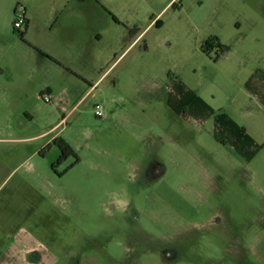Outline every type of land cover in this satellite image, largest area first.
Masks as SVG:
<instances>
[{
	"label": "rangeland",
	"instance_id": "rangeland-1",
	"mask_svg": "<svg viewBox=\"0 0 264 264\" xmlns=\"http://www.w3.org/2000/svg\"><path fill=\"white\" fill-rule=\"evenodd\" d=\"M181 1L175 11L167 0H93L103 40L77 63L102 78L87 94V82L52 71L53 96L42 81L50 1L0 0V184L14 176L0 197L24 188L31 234L8 242L0 229V264H24L13 243L34 248L32 264H264V114L246 113L252 103L238 87L264 69V0ZM19 10L38 21L17 30ZM155 18L164 25L146 36L149 48L122 55L120 34ZM218 34L230 52L204 55L199 43ZM169 78L227 110L255 142L247 155L213 116L175 111ZM51 138L71 154L59 161L56 145L45 149Z\"/></svg>",
	"mask_w": 264,
	"mask_h": 264
},
{
	"label": "crops",
	"instance_id": "crops-1",
	"mask_svg": "<svg viewBox=\"0 0 264 264\" xmlns=\"http://www.w3.org/2000/svg\"><path fill=\"white\" fill-rule=\"evenodd\" d=\"M48 1H50L48 5L49 9L42 11V34L44 36L48 35L47 38H45V41L42 42V55L46 59V62L42 64V81L46 83L45 86L48 88V92L53 96H57L58 93L53 88L54 85H52L54 79L50 75L51 72L53 71L55 76H60L64 73L71 76L75 75L74 77L77 79H81L89 84L90 89L87 92L88 94L102 78L100 77L96 82L88 79L85 77L84 73H79V65L77 63L80 55H85L87 48L90 45L95 42L100 43L103 40V34L99 29L102 28V25H99L96 29L94 26V16L91 14L93 13V0ZM140 1L149 2L150 0ZM170 4L171 8L175 11L183 10V1L181 0H167L165 7H168ZM256 5L259 7L264 6L259 2ZM106 7L111 10L107 4ZM114 17L117 22H119L118 17L116 15ZM37 18H39L38 15H32L31 17L26 13V20L28 21L27 29H29L35 21H38L36 20ZM80 23L84 25V28L82 29L83 39L81 42L78 39L80 33ZM98 24H100V22H98ZM104 24H106L109 28L108 23ZM163 25L164 24L160 21V19L156 20L155 18L142 31L134 29L133 27L126 28L124 33L120 34L118 37L117 42V44L123 46L122 55L129 50L135 49L136 47H138V49L144 48L147 50L149 45L146 40V36L154 28L159 29L162 28ZM238 28H240V25H238ZM131 31L134 33H131ZM153 38L154 41H157L156 44L163 47L161 45L164 40L163 38H159L157 34H154ZM212 39L218 40L215 43V47H212L209 53H204L201 50L202 44L210 42ZM199 44L200 50L204 55H209L212 50L215 48L217 49L219 44L225 47V45L221 42L219 34L217 36H210ZM228 52H230V49L225 47L221 56L223 57ZM89 61L92 64H95V59L93 57H90ZM166 69L169 70V67H166ZM238 87L242 95H244L245 98L252 103L250 106L245 107L247 108L246 113L248 115L254 114L253 110L255 107L257 112H263L264 114V69H261L260 67L254 68L250 71L247 77L243 79L242 85H238ZM165 89L167 91V96L170 98L169 100L171 102V106H173L175 111L179 113L191 112L198 114L199 117L204 120H208L213 116L217 119V127L220 129L223 128L227 135H229L230 146L237 152H240L242 156L247 155L250 147L253 146L255 142L247 136L246 132H244V128L242 130L239 129V126L233 121L232 117L228 115L227 110L224 111L223 107L216 110L206 97L193 92L191 88L182 82L172 81L171 78L168 79ZM54 139L56 138H51L47 142V145ZM11 175L12 174L5 176L4 180L0 184V189L5 185V183H9L11 179L14 178V176ZM19 183H21V181ZM21 188L24 190L23 187H15V189L12 188L9 195L6 197H0V219L3 221L0 225V229L8 234V242H30L31 238V234H29V200L25 198L24 193H20ZM16 198L18 199V204L15 210ZM12 246L13 255H16V260H18L19 263L22 262L24 264H32L31 260L27 259V257H30V254H33L35 250L29 243L23 244L24 248H21L16 243H13ZM40 258L41 257H39V260Z\"/></svg>",
	"mask_w": 264,
	"mask_h": 264
},
{
	"label": "trees",
	"instance_id": "trees-1",
	"mask_svg": "<svg viewBox=\"0 0 264 264\" xmlns=\"http://www.w3.org/2000/svg\"><path fill=\"white\" fill-rule=\"evenodd\" d=\"M112 18L114 19V21L117 22L116 18L112 15ZM27 24H28V21L26 20L25 22V28L27 29ZM21 36H23L25 33L24 32H20V31H17ZM131 33H134L133 31H131ZM218 40L217 39H212L210 42H205L204 44H202L201 46V50L204 52V53H209L210 49H212V47H215V43L217 42ZM224 49L225 47L222 46V45H218L217 46V51L219 52V54H222L224 52ZM51 145H56L60 150H61V156H60V160L64 159L68 154H71V149L70 147L68 146V144L60 139V138H56L54 139L51 143H49L45 149L49 148Z\"/></svg>",
	"mask_w": 264,
	"mask_h": 264
},
{
	"label": "built area",
	"instance_id": "built-area-1",
	"mask_svg": "<svg viewBox=\"0 0 264 264\" xmlns=\"http://www.w3.org/2000/svg\"><path fill=\"white\" fill-rule=\"evenodd\" d=\"M26 14L24 10L15 11V22L14 27L17 30H22L25 27ZM45 102H51L50 96H42ZM98 116H102V111H97Z\"/></svg>",
	"mask_w": 264,
	"mask_h": 264
},
{
	"label": "flooded vegetation",
	"instance_id": "flooded-vegetation-1",
	"mask_svg": "<svg viewBox=\"0 0 264 264\" xmlns=\"http://www.w3.org/2000/svg\"><path fill=\"white\" fill-rule=\"evenodd\" d=\"M211 223H215L216 224L217 223V220L211 221Z\"/></svg>",
	"mask_w": 264,
	"mask_h": 264
}]
</instances>
